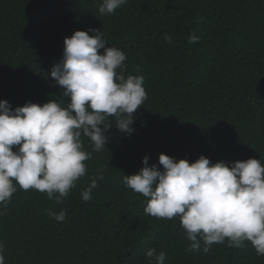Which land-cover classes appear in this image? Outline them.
Instances as JSON below:
<instances>
[{
    "label": "trees",
    "instance_id": "1",
    "mask_svg": "<svg viewBox=\"0 0 264 264\" xmlns=\"http://www.w3.org/2000/svg\"><path fill=\"white\" fill-rule=\"evenodd\" d=\"M101 2L0 0V100L13 110L29 101L70 102L51 69L65 37L90 28L123 50L125 76H142L147 92L131 135L111 122L99 152L81 137L92 153L87 174L62 203L17 185L0 209L5 264H155L149 248L166 254L164 264H264L249 241L229 247L226 239L207 254L201 241L200 251H188L179 217L146 214L147 198L123 183L145 155L161 171V153L189 163L200 155L229 166L264 163V0H127L108 15L99 13ZM190 34L199 40L189 43ZM93 176L98 187L86 202L81 192ZM50 208L65 210V221L50 217Z\"/></svg>",
    "mask_w": 264,
    "mask_h": 264
},
{
    "label": "clouds",
    "instance_id": "2",
    "mask_svg": "<svg viewBox=\"0 0 264 264\" xmlns=\"http://www.w3.org/2000/svg\"><path fill=\"white\" fill-rule=\"evenodd\" d=\"M127 0H102L98 11L112 14ZM92 32V35H89ZM171 43V37L164 34ZM199 37L190 34L189 43ZM108 45L100 29L76 30L64 39L62 58L53 65L51 77L70 98L65 106L57 100L43 104L26 102L14 110L0 100V209L7 207L17 185L46 193L57 204L63 202L77 181L87 174L86 161L92 156L84 150L81 137L91 141L97 152L106 146V132L117 129L131 135L134 113L147 99L144 78L125 76L126 55ZM103 49L101 53L100 50ZM120 69V71H117ZM63 105V106H62ZM15 147V150H14ZM142 159L138 173L124 175L123 183L147 198L144 212L153 217H179L181 227L192 242L190 252L207 254L214 243L228 240L229 247L251 242L257 255H264V163L256 158L211 163L200 155L194 162L159 154V164L149 166ZM102 179V174L98 177ZM93 176L81 192L84 201L92 199L98 187ZM0 210V216L4 215ZM57 222L66 219L65 210L48 209ZM199 237V239H198ZM0 243V264H5ZM146 256L164 264L166 254L149 248Z\"/></svg>",
    "mask_w": 264,
    "mask_h": 264
}]
</instances>
